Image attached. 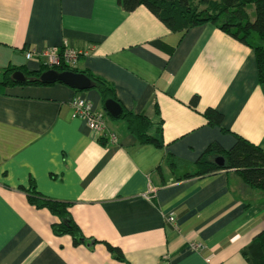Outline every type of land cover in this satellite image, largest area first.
Wrapping results in <instances>:
<instances>
[{"label":"crops","instance_id":"1","mask_svg":"<svg viewBox=\"0 0 264 264\" xmlns=\"http://www.w3.org/2000/svg\"><path fill=\"white\" fill-rule=\"evenodd\" d=\"M62 44L91 48L76 68L111 83L125 109L149 118L147 133L160 145L137 142L93 88L6 87L0 264H248L240 250L264 228V192L234 169L187 173L211 142L228 149L241 136L264 150V84L253 48L209 22L172 31L144 5L126 11L116 0H0V68L36 70L42 61L24 51ZM76 96L105 113L116 141L72 116ZM208 107L221 113L220 125L207 122ZM168 154L184 164L169 167ZM31 185L70 203L83 243L52 232L55 216L27 200L23 189Z\"/></svg>","mask_w":264,"mask_h":264},{"label":"trees","instance_id":"2","mask_svg":"<svg viewBox=\"0 0 264 264\" xmlns=\"http://www.w3.org/2000/svg\"><path fill=\"white\" fill-rule=\"evenodd\" d=\"M126 11H131L139 5L147 7L172 31L184 34L189 28L206 22L212 23L223 32L238 41L253 48L257 66L258 82L264 84V0H116ZM203 4V8H199ZM247 7L252 8V16L247 12ZM41 64L36 70H29L25 66L6 65L0 68V92L6 87L15 85H45L53 84L39 81L40 73L49 69ZM57 71L72 70L83 72L91 80V87L95 89L103 103L108 97L115 96L114 87L107 80L66 64L54 66ZM15 70L22 71L27 77L23 82L12 79ZM61 83V82H59ZM197 96L190 99V105L195 106ZM119 102V101H118ZM120 103V102H119ZM121 105V104H120ZM122 111L118 119L123 120L126 130L133 134L137 142L153 143L157 146L160 141L155 136L147 133L151 126L150 120L144 114L133 113L121 105ZM209 124L220 125L222 115L214 108L208 107L203 112ZM222 156L224 164L219 166L213 158ZM167 165L175 168L184 164V161L168 154L165 159ZM220 169H234L241 181L252 189L264 192V150L247 139L237 136L234 144L224 149L217 142H211L205 147L195 161L193 175L215 172ZM27 200L37 208H46L55 216L51 222V230L55 235H69L73 244H80L86 240L80 227L73 219L70 212V203L59 201L39 193L33 185L23 189ZM107 250L114 258L125 261L121 249L105 243ZM240 253L248 264H264V228L261 229L251 241L241 248Z\"/></svg>","mask_w":264,"mask_h":264},{"label":"built area","instance_id":"3","mask_svg":"<svg viewBox=\"0 0 264 264\" xmlns=\"http://www.w3.org/2000/svg\"><path fill=\"white\" fill-rule=\"evenodd\" d=\"M91 48H76L67 44L60 46H44L40 49L29 47L24 51L26 59H40L43 64L50 68L60 64H66L73 68L77 66L78 60L81 56L87 55ZM72 116L82 119L87 127L93 130L102 131L103 135L109 141H116L114 132L108 131L105 120V113L93 108L91 102L84 97L76 96L71 100ZM168 222H173V214L166 216ZM200 245H192V248L199 249Z\"/></svg>","mask_w":264,"mask_h":264},{"label":"water","instance_id":"4","mask_svg":"<svg viewBox=\"0 0 264 264\" xmlns=\"http://www.w3.org/2000/svg\"><path fill=\"white\" fill-rule=\"evenodd\" d=\"M11 77L17 82H23L27 78L25 74L20 70L13 71ZM38 79L39 81L44 83L59 81L77 90L88 89L92 85L90 78L86 74H84L83 72H76L72 70L57 71L54 68H49L42 71ZM103 107L107 111V113L114 118H118L122 111L120 103L110 97L104 100ZM213 161L219 166L224 164V158L222 156L214 157Z\"/></svg>","mask_w":264,"mask_h":264},{"label":"rangeland","instance_id":"5","mask_svg":"<svg viewBox=\"0 0 264 264\" xmlns=\"http://www.w3.org/2000/svg\"><path fill=\"white\" fill-rule=\"evenodd\" d=\"M195 2H197L198 0H194ZM215 1H219V0H215ZM204 5L203 4H200L199 8H203ZM252 8H249L247 7V12H248V15L251 17L252 16Z\"/></svg>","mask_w":264,"mask_h":264}]
</instances>
